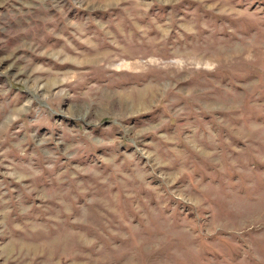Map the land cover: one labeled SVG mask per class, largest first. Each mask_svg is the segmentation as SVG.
I'll return each mask as SVG.
<instances>
[{"label":"rangeland","instance_id":"obj_1","mask_svg":"<svg viewBox=\"0 0 264 264\" xmlns=\"http://www.w3.org/2000/svg\"><path fill=\"white\" fill-rule=\"evenodd\" d=\"M0 264H264V0H0Z\"/></svg>","mask_w":264,"mask_h":264}]
</instances>
